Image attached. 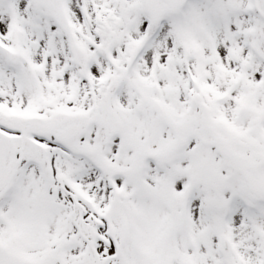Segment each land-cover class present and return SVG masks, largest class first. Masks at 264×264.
Here are the masks:
<instances>
[{"label":"snow or ice","instance_id":"6c2138e0","mask_svg":"<svg viewBox=\"0 0 264 264\" xmlns=\"http://www.w3.org/2000/svg\"><path fill=\"white\" fill-rule=\"evenodd\" d=\"M0 264H264V0H0Z\"/></svg>","mask_w":264,"mask_h":264}]
</instances>
